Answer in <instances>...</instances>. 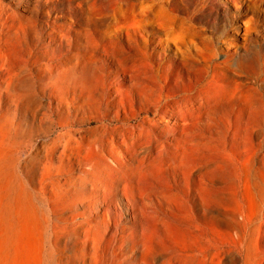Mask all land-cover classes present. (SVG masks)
<instances>
[{"label":"rangeland","instance_id":"1","mask_svg":"<svg viewBox=\"0 0 264 264\" xmlns=\"http://www.w3.org/2000/svg\"><path fill=\"white\" fill-rule=\"evenodd\" d=\"M2 1L28 17L27 10L36 3ZM68 2L61 0L58 7ZM249 4L240 2L241 11H236L228 0H172L165 5L168 13L161 23H176L175 36L165 37V27L159 29V22L152 20L145 34L147 48L139 47L143 54H125L118 70L113 59L127 51L125 40L119 47L109 44V56L104 61L101 57L100 45L108 40L112 25L81 28L69 41L47 42L48 26L65 23L53 10L51 18L35 17L41 35L29 34L18 44L16 38L14 45L11 38L10 56L0 45V140L5 148L0 174L4 183L10 182L12 197L19 192L29 196L48 252L43 264H264V147L254 143L264 136V17ZM47 8L42 5L41 10ZM74 16L85 26L83 15ZM183 51L190 57L183 58ZM117 90L126 97L125 112L117 104ZM152 120L186 124L183 133L193 143L185 160L157 151L156 140L141 127ZM208 122L212 128H205ZM157 134L163 140L169 137L168 132ZM144 145L148 147L140 149ZM150 149L155 158L138 167L134 156ZM117 152L127 155L130 163L113 171L100 154L110 160ZM119 170L133 177L126 180L131 205L120 195L123 182L115 183L111 189L119 195L121 208L111 204L104 210L103 200L96 199L105 194L103 189L94 192L92 187L107 175L118 177ZM96 210L104 223L85 226ZM30 264L36 263L32 259Z\"/></svg>","mask_w":264,"mask_h":264},{"label":"bare ground","instance_id":"2","mask_svg":"<svg viewBox=\"0 0 264 264\" xmlns=\"http://www.w3.org/2000/svg\"><path fill=\"white\" fill-rule=\"evenodd\" d=\"M61 0H35V4L32 5L29 10H27L28 13H30V16H26V15H19L14 7L11 6H7L6 4L3 3L2 0H0V10H2L3 12L0 13V45L2 44L4 47L6 46V49H2L5 54V56H10V52L9 50V44L11 43V38H14L13 40H15V42H13V45L16 44V38H17V44L19 43V39L21 38H27V36L29 34H35V35H41L38 27H37V22L35 20L36 16H44V17H48L51 18L52 15L50 14L51 11H56L59 13V19H63L64 20V24L63 25H57L55 28H52L50 26H48V30H46V33L51 35V38L47 41V42H55L56 40H61L64 41L65 39H67V41H69L68 39L71 38L72 36L76 35L77 33H79L81 30V28H85V30L90 29L92 26L93 27H100V28H107L109 29V26L112 25V27L114 28L112 33L109 35L108 34V40L106 41V43L102 42V44L100 45V49L103 52L101 54V57L103 58L102 60L104 61L108 56H109V47L111 43L115 44L116 46L119 47V45L122 43V39L125 40V42L128 45V49L127 51H125L122 53V51L119 50V53H122V58L119 57V55H116L115 58L113 59V61L116 64V69H121V61L122 59H125L127 56H125V54H129L131 55L135 50L139 51L140 53H142V50H140V44H145L142 45L144 46V48L146 49V40H145V34L147 32L146 29H148V27H152V25L150 24V22L153 20L154 23H157V21L159 23L158 27L163 28L165 27V37H174L175 36V25L171 24V25H162L161 23V18L163 17L164 14L168 13V10H166V4H170L172 2V0H69V2L65 5V4H61L62 7H58V4L60 3ZM133 1V2H131ZM230 1L233 6L235 7V10L241 11V6H240V2L242 1H246V0H228ZM15 4L17 3L16 1L14 2ZM17 5V4H16ZM42 5H46L48 8L44 11L41 10ZM174 5V4H173ZM175 6V5H174ZM173 6V7H174ZM166 8V9H165ZM249 8L252 9V11H254L255 13L260 14L262 17H264V0H250V4H249ZM172 12V11H171ZM68 13L69 14V18H67V16H65V14ZM74 13H79L81 15H83L84 17V21H85V26L81 25L79 23H77V19L74 16ZM172 14V13H171ZM175 14V13H174ZM167 15V14H166ZM180 16V15H179ZM165 18V17H164ZM174 19L176 22H180L181 24H186L184 23V19L180 20V18L178 16H174ZM187 19V18H186ZM190 21V19H188ZM174 21V20H173ZM188 21V22H189ZM43 23V22H42ZM48 23V22H47ZM62 24V23H61ZM190 24V23H189ZM39 25V24H38ZM79 25V28H75L76 26ZM42 28V27H41ZM52 28V29H51ZM94 29V28H93ZM250 27H246L245 29V34H247L249 32ZM62 30L65 31V33H62ZM63 31V32H64ZM96 31V30H95ZM107 31V30H106ZM105 31V33H106ZM82 32V31H81ZM45 33V32H44ZM89 33V32H88ZM104 33V34H105ZM73 34V35H72ZM91 34V33H90ZM102 34V32H101ZM81 35V33H80ZM87 35V33H86ZM92 35V34H91ZM90 35V36H91ZM177 35V33H176ZM161 36L160 34L158 35V37ZM36 37V36H35ZM47 37V36H46ZM157 37V36H156ZM162 37V36H161ZM29 38V37H28ZM38 38V37H37ZM89 38V37H88ZM102 38V37H101ZM5 39V40H3ZM35 39V38H34ZM73 39V38H72ZM170 39V38H169ZM176 39V38H175ZM42 40V39H41ZM45 40V39H44ZM98 40H100L98 38ZM97 40V41H98ZM30 41V40H29ZM71 41V40H70ZM74 41V40H73ZM160 41L162 42V39H160ZM24 42V41H23ZM37 42V41H36ZM41 42V41H40ZM44 42V41H43ZM42 42V43H43ZM108 42V43H107ZM22 43V42H21ZM62 43V42H60ZM67 43V42H66ZM97 43V42H94ZM24 44V43H22ZM89 44V43H88ZM9 45V46H8ZM45 45V42H44ZM52 45V44H51ZM50 45V46H51ZM68 45V43H67ZM76 45V44H75ZM114 45V46H115ZM9 48H8V47ZM26 46V45H25ZM32 46V45H31ZM92 46V45H91ZM24 47V46H22ZM29 47V46H28ZM34 47V46H33ZM84 47V46H83ZM117 47V48H118ZM31 48V47H30ZM92 48V47H91ZM98 48V47H96ZM149 48V47H148ZM8 49V50H7ZM16 49V48H15ZM21 49V48H20ZM19 49V50H20ZM39 49V48H38ZM69 49V48H68ZM83 49V48H82ZM112 49V47L110 48ZM184 49V48H183ZM27 50V49H26ZM34 50V49H33ZM43 50V49H42ZM46 50V49H45ZM14 51V50H13ZM12 51V52H13ZM17 51V50H16ZM23 51V50H22ZM69 51V50H68ZM86 51V50H85ZM181 51V50H180ZM188 51V50H187ZM89 52V51H88ZM14 53V52H13ZM29 53V52H28ZM34 53V52H33ZM39 53V52H38ZM43 53V51H42ZM67 53V52H66ZM96 53V52H95ZM201 53V52H200ZM1 54V53H0ZM3 54V55H4ZM15 54V53H14ZM20 54V52H19ZM44 54V53H43ZM143 54V53H142ZM146 54V53H145ZM149 54V53H147ZM182 57L186 58V57H190V55H187L186 51L181 52ZM2 55V54H1ZM2 55V56H3ZM91 55V54H90ZM94 55V54H93ZM121 55V54H120ZM140 55V54H137ZM5 56L3 57V60L7 59L5 58ZM18 57V55H16ZM88 55H86L87 57ZM147 56V55H146ZM186 56V57H185ZM39 57V56H38ZM52 57V56H51ZM73 57H76L73 56ZM140 57V56H139ZM1 58V57H0ZM10 58V57H9ZM67 58V57H66ZM91 58V57H90ZM136 58V57H135ZM134 58V59H135ZM143 58V57H142ZM11 59V58H10ZM9 59V60H10ZM23 59V56H22ZM26 59V58H25ZM40 59V57H39ZM86 59V58H85ZM130 59V58H129ZM132 59V58H131ZM130 59V60H131ZM2 60V58L0 59ZM8 60V59H7ZM17 60V59H15ZM75 60V59H74ZM73 60V61H74ZM93 60V59H92ZM96 60V59H95ZM129 60V61H130ZM141 60V59H140ZM256 60V59H255ZM21 61V60H20ZM26 61V60H25ZM41 61V60H39ZM50 62V60H48ZM53 61V60H51ZM81 61V60H80ZM85 61V60H83ZM87 61V59H86ZM90 61V60H89ZM100 61V60H99ZM126 61V60H125ZM136 62V60H134ZM132 61V62H134ZM142 61V60H141ZM185 61V60H184ZM9 61H7L8 63ZM12 62V60H11ZM10 62V63H11ZM22 62H24L22 60ZM67 62V61H66ZM93 62V61H92ZM98 62V60H97ZM186 62V61H185ZM9 63V65H10ZM19 63V61H18ZM72 63V62H71ZM89 63V62H88ZM88 63H86V65H88ZM96 63V62H95ZM104 63V62H103ZM125 63V62H124ZM129 63V62H128ZM131 63V62H130ZM183 63V62H182ZM187 63V62H186ZM4 64V62H3ZM15 64V63H14ZM68 64V63H67ZM78 64V63H77ZM76 64V65H77ZM107 64V63H106ZM2 65V64H0ZM8 65V67H9ZM16 65V64H15ZM45 65V64H44ZM54 65V64H53ZM70 65V64H68ZM79 65V64H78ZM188 65V63H187ZM47 66V65H46ZM59 66V65H58ZM94 66V65H92ZM95 66H97V64H95ZM60 67V66H59ZM99 67V66H97ZM96 67V68H97ZM48 68V67H47ZM54 68V67H53ZM56 68V67H55ZM67 68V67H66ZM86 68V67H85ZM93 68V67H92ZM105 68H107L105 66ZM131 68V67H129ZM134 68V67H133ZM3 69V67H2ZM32 69V68H31ZM74 69V68H73ZM98 69V68H97ZM127 69V68H126ZM58 70V69H56ZM61 70V68H60ZM99 70V69H98ZM108 70V69H106ZM128 70V69H127ZM3 71V70H1ZM37 71V70H36ZM53 71V70H52ZM95 71V70H94ZM93 71V72H94ZM131 71V70H130ZM6 72V71H5ZM9 72H11L9 70ZM19 72V71H18ZM24 72V71H23ZM31 72V70H30ZM97 72V71H95ZM124 72V71H123ZM132 72V71H131ZM144 72V71H143ZM15 73V72H14ZM3 74V73H2ZM1 74V75H2ZM34 74V73H33ZM115 74V73H114ZM121 73L119 72V76ZM130 79H133V75L129 72L127 73ZM144 74V73H142ZM149 74V73H148ZM153 74V73H152ZM9 75V74H8ZM11 75V74H10ZM15 75V74H14ZM29 75V74H28ZM36 75V74H35ZM34 75V76H35ZM96 75V73H95ZM98 75V74H97ZM131 75V76H130ZM136 75V74H135ZM150 75V74H149ZM5 76V74H4ZM18 76V75H17ZM101 76V75H100ZM124 76V75H123ZM144 76V75H143ZM151 76V75H150ZM1 77V76H0ZM13 77V76H12ZM16 77V75H15ZM137 77V76H135ZM153 78V76H151ZM4 78V77H3ZM21 78V77H20ZM35 78V77H34ZM96 78V76L94 77ZM100 78V77H99ZM128 78V79H129ZM140 78V77H139ZM5 79V78H4ZM10 79V78H9ZM12 79V78H11ZM17 79V77L15 78ZM97 79V78H96ZM158 80V79H156ZM11 81V80H10ZM10 81L8 83H10ZM14 81V79L12 80ZM16 81V80H15ZM21 81V80H20ZM23 81V80H22ZM98 81V80H97ZM103 81V80H102ZM142 81V80H141ZM18 82V81H17ZM17 82H15L17 84ZM92 82H94L92 80ZM91 82V83H92ZM99 82V81H98ZM123 82V81H121ZM138 82V81H137ZM162 82V81H161ZM161 82L159 84H161ZM132 83V82H131ZM139 83V82H138ZM30 84V83H29ZM104 84V83H103ZM140 84V83H139ZM158 84V83H157ZM167 84V83H166ZM22 85V82L20 84V87ZM133 85V84H131ZM155 85V84H154ZM15 86V85H14ZM99 86V85H98ZM103 86H106L105 84ZM137 86V85H136ZM157 86V85H156ZM159 86V85H158ZM168 86V85H167ZM166 86V87H167ZM12 87V84H11ZM122 87V85L120 86ZM143 87V86H142ZM151 87V86H150ZM160 88L162 87L159 86ZM14 89V87H12ZM27 88V87H26ZM95 88V86H94ZM97 88V86H96ZM113 88V87H112ZM152 88V87H151ZM156 88V87H155ZM20 89V88H19ZM110 89V88H109ZM129 89V88H128ZM153 89V88H152ZM198 89H202V88H198ZM157 90V89H156ZM162 90V88H161ZM21 92H24L23 90H20ZM25 91H27L25 89ZM30 90H28L27 92H29ZM104 91V89H103ZM120 90L116 91V94L118 95L117 100V104L119 106L123 107V111L125 112V99L126 97L124 96V93L119 92ZM124 91V90H123ZM145 91V90H144ZM159 91V90H158ZM200 91V90H199ZM245 91V90H244ZM17 92V91H16ZM26 92V93H27ZM31 91L28 94H30ZM91 93V92H90ZM133 93V92H132ZM167 93V92H166ZM18 94V93H17ZM25 94V93H24ZM33 94V93H32ZM25 95V96H27ZM103 95V94H102ZM107 95V94H106ZM162 95V94H161ZM166 95V94H165ZM171 95V94H169ZM187 95V94H185ZM174 96V95H173ZM19 97V96H18ZM175 97V96H174ZM200 97V96H199ZM167 98V97H166ZM169 98V96H168ZM171 98V97H170ZM180 98V97H179ZM16 99V98H15ZM20 99V98H18ZM27 99V98H26ZM99 99V98H98ZM130 99V98H129ZM198 100V97L196 98ZM21 100H22V96H21ZM20 100V101H21ZM192 100V99H191ZM214 99H211V101ZM97 101V100H96ZM181 101V99H180ZM194 101V100H193ZM192 101V102H193ZM196 101V100H195ZM205 101V100H204ZM210 101V100H209ZM262 101V100H261ZM19 102V101H18ZM106 102V101H105ZM197 102V101H196ZM208 102V101H206ZM264 102V101H263ZM17 103V102H16ZM99 103V102H98ZM168 103V102H167ZM187 103V102H186ZM189 103V102H188ZM205 103V102H204ZM210 103V102H209ZM156 104V103H155ZM165 104V103H164ZM163 104V105H164ZM100 105V104H99ZM152 105V104H151ZM170 105V104H169ZM172 105V104H171ZM170 105V106H171ZM177 105V104H176ZM182 105V103H181ZM198 105V104H197ZM206 105V103H205ZM209 105V104H208ZM207 105V106H208ZM86 106V105H85ZM127 106V105H126ZM162 106V105H161ZM201 106V105H200ZM95 107V106H94ZM179 107H181L179 105ZM186 107V106H185ZM183 106V108H185ZM192 107V106H191ZM103 108V107H102ZM132 108V107H131ZM146 108V107H145ZM164 108V107H162ZM167 108V107H166ZM174 108V107H173ZM193 108V107H192ZM191 108V110H192ZM196 108V107H195ZM199 108V107H198ZM161 109V108H160ZM179 109V108H178ZM200 109V108H199ZM52 110V109H51ZM127 110V108H126ZM171 110V109H170ZM175 110V109H173ZM172 110V111H173ZM177 110V108H176ZM166 111V110H164ZM180 111V110H178ZM177 111V112H178ZM186 111V110H185ZM145 112V111H144ZM167 112V111H166ZM208 112V111H207ZM264 112V111H262ZM102 113V112H101ZM159 113V112H158ZM165 113V112H164ZM172 113V112H171ZM181 116L182 114L184 115L185 112H180ZM187 113V112H186ZM194 112H192L193 115ZM137 114V113H136ZM145 114V113H144ZM163 114V113H162ZM173 114V113H172ZM86 115V114H85ZM121 115V114H120ZM142 115V114H141ZM160 115V114H159ZM176 115V114H175ZM186 115V114H185ZM188 115V114H187ZM149 116V115H148ZM147 116V117H148ZM158 116V114H157ZM190 116V114H189ZM50 117V116H49ZM73 117V116H72ZM146 117V116H145ZM161 117V116H160ZM171 117V116H170ZM177 117V116H176ZM185 119L186 117L183 116ZM89 118V117H88ZM101 118V117H100ZM157 118V117H156ZM159 118V117H158ZM167 118V117H166ZM173 118V117H172ZM181 118V117H180ZM188 118V117H187ZM193 118V117H191ZM130 119V118H129ZM139 119V118H138ZM143 119V118H142ZM141 119V120H142ZM153 119V118H152ZM155 119V118H154ZM163 119V118H162ZM177 119V118H176ZM183 119V118H181ZM52 120V119H51ZM106 120V119H105ZM140 120V119H139ZM140 120V121H141ZM145 120V119H144ZM158 120V119H157ZM104 121V120H103ZM161 121V119H160ZM52 122V121H51ZM60 122V121H59ZM136 122V121H135ZM121 123V122H120ZM127 123V122H126ZM159 122H156V120H152L150 123L144 121L143 122V127L147 132L148 135L151 136V138H153L154 140H156L157 145H158V152H164L165 154H167L169 157L176 159V160H185L188 156H189V149L193 143V141L191 142V140L189 139L188 135L186 133H183V130L186 127V124L179 123L177 122V120L175 122H169V121H162L161 124H158ZM64 124V123H63ZM99 124V123H98ZM111 124V123H110ZM215 124V123H214ZM106 125V124H105ZM108 125V124H107ZM106 125V126H107ZM145 125H149L148 128L145 127ZM205 128L207 127H213V123L208 122L206 125H204ZM60 127V126H59ZM84 127V126H83ZM104 127V125H103ZM102 127V128H103ZM76 128V127H75ZM79 128V126H78ZM87 128V126H86ZM99 128V127H98ZM111 128V127H110ZM82 129V127H81ZM84 129V128H83ZM82 129V130H83ZM104 129V128H103ZM215 129V128H214ZM255 129V128H253ZM259 129V128H258ZM261 129V128H260ZM1 130V128H0ZM78 130V129H77ZM111 130V129H110ZM116 130V129H115ZM128 130V129H127ZM136 130V129H135ZM257 130V129H256ZM79 131V130H78ZM100 131V130H99ZM103 131V130H102ZM113 130H111L112 132ZM134 131V129H133ZM137 131V130H136ZM157 131H162V132H168L167 136L169 135L168 138H165V140L162 139L161 136H159L157 134ZM258 131V130H257ZM260 131V130H259ZM258 131V132H259ZM60 132V131H59ZM82 132V131H81ZM80 132V133H81ZM123 132V131H122ZM121 132V133H122ZM145 132V131H144ZM197 132V131H196ZM89 133V132H87ZM124 133V132H123ZM143 133V131H142ZM190 133V132H189ZM195 133V132H194ZM261 133V132H260ZM264 133V132H263ZM1 134V133H0ZM91 134V133H90ZM191 134V133H190ZM81 135V134H80ZM88 135V134H87ZM96 135V134H95ZM109 135V134H108ZM107 135V136H108ZM113 135V134H112ZM131 135V134H130ZM133 135V134H132ZM197 135V134H196ZM199 135V134H198ZM136 136V134H135ZM142 136V134H141ZM212 136V135H211ZM96 137V136H94ZM127 137V135H126ZM138 137V136H137ZM210 137V136H208ZM213 137V136H212ZM100 138V137H99ZM110 139V137H108ZM125 138V137H124ZM211 138V137H210ZM131 139V138H130ZM145 139V138H144ZM217 139V136H216ZM136 140V139H135ZM150 141V139H147ZM208 139H205V141ZM215 140V139H214ZM112 141V140H111ZM129 141V140H128ZM200 141V140H199ZM218 141V140H217ZM127 142V141H125ZM226 142V141H225ZM109 143L110 140H109ZM121 143V142H120ZM134 143V142H133ZM147 143V142H146ZM152 143V141H151ZM195 143H199L196 139H195ZM202 143V142H201ZM256 147H264V136L257 142H254ZM114 144V142H113ZM112 144V145H113ZM123 144V143H122ZM128 144V142H127ZM132 144V143H131ZM143 144V143H142ZM56 145V144H55ZM111 145V144H110ZM136 145V144H135ZM197 145V144H196ZM252 145V144H251ZM115 148L117 147L114 144ZM152 146V145H151ZM55 147V146H54ZM113 147V146H112ZM138 147V146H137ZM148 146L144 145L142 147H140V149H146ZM114 148V149H115ZM131 148V147H130ZM117 149V148H116ZM257 149V148H256ZM40 150V149H39ZM151 150V149H150ZM147 150V151H143L137 154L136 160L134 161L135 164L139 166H143L147 161H149L150 159H154L155 158V153L151 150ZM261 150V149H260ZM263 150V149H262ZM122 151V150H121ZM125 151V149H124ZM254 151V150H253ZM5 152V148L3 146L2 141L0 140V158L3 157V153ZM41 152V151H40ZM55 152V151H54ZM103 152V151H102ZM101 152V153H102ZM123 152V151H122ZM262 152V151H261ZM260 153V152H259ZM105 154V152H104ZM199 154V153H198ZM201 154V153H200ZM101 158L102 160H104L106 163H108L111 166V169H117V167L122 168L123 170L126 169L130 163V160H128V156L125 155L124 153L121 152H117L114 154V157H112V159H108L106 157H104L102 154ZM107 155V154H106ZM159 156V155H158ZM194 156H197L196 154ZM203 156V154H202ZM111 158V156H109ZM41 159V158H40ZM130 159V158H129ZM172 159V160H173ZM34 160V158H33ZM133 161V160H132ZM168 161V160H167ZM39 162V161H38ZM43 162V161H42ZM32 163V162H31ZM30 163V164H31ZM148 163V162H147ZM197 164V163H196ZM40 165V164H37ZM108 165V167H109ZM44 166V164H43ZM99 166V165H98ZM92 166L90 165L89 168H91ZM34 168V167H33ZM37 168V166H36ZM137 168V167H136ZM199 168V167H197ZM110 169V168H108ZM82 170V169H81ZM198 170V169H197ZM203 171V169H201ZM38 170H36L37 172ZM114 171V170H113ZM112 171V172H113ZM122 171V170H121ZM120 170L118 171V177H108V175L106 176V180L103 179H97L95 181L96 186L93 188L92 190L94 192L99 191L100 189L104 191V195L97 197L96 199L98 201H102L103 203L106 205L105 208H102L104 210H107V206L113 204V206H118L120 207V203L118 202L117 196H119L118 194H114V190L111 189V185L112 184H117V183H121L123 182V187L121 189L122 193L120 195H124L126 197V199L128 200V204L131 205V194L128 192L127 189V181L128 180H132L133 177L131 176L130 172H125V174H123ZM126 171V170H125ZM101 172V171H100ZM103 172V171H102ZM110 172V171H109ZM116 172V170H115ZM35 173V172H34ZM117 173V172H116ZM198 173V172H197ZM106 175V174H104ZM36 176V175H35ZM110 176V175H109ZM3 175L0 174V264H30L31 260L33 259L35 261L36 264H43L46 256H48V252H46V249L43 248V239H42V234L40 231V227H39V221L37 220L36 217V213L31 205V202L29 200V196L27 197L25 195V193L23 192H19L16 194L15 197H12V186L10 184V182H5L2 181ZM35 177H33L32 179H34ZM43 180V179H42ZM127 180V181H126ZM40 181V180H39ZM31 182H33L31 180ZM38 183V182H37ZM32 184V183H31ZM40 184V183H39ZM28 185V184H27ZM31 187V186H30ZM33 189V188H32ZM40 189V188H39ZM113 190V191H112ZM153 190V189H152ZM166 190V189H164ZM163 190V191H164ZM172 190V189H171ZM86 191V190H85ZM215 191V190H214ZM172 192H175L174 190H172ZM217 192V191H216ZM84 193V192H83ZM163 193V192H160ZM81 194V193H80ZM69 195V194H68ZM67 197V196H66ZM143 197V196H142ZM32 198V197H31ZM158 198V197H157ZM47 199V198H46ZM51 199V198H49ZM160 199V198H159ZM151 200V199H150ZM65 201V200H64ZM69 201V200H68ZM165 201V200H164ZM36 202V201H35ZM51 203H53L52 201H50ZM49 202V203H50ZM66 202V201H65ZM151 202V201H150ZM154 202V201H153ZM67 203V202H66ZM35 204V203H34ZM103 204V205H104ZM150 204V203H149ZM38 206V205H37ZM53 206V204L51 205ZM48 207V206H47ZM50 207V206H49ZM41 209V208H40ZM50 209V208H49ZM110 209V208H109ZM51 210V209H50ZM76 210V209H75ZM45 211V210H44ZM73 211V210H71ZM124 212V211H123ZM40 213V212H39ZM101 213V212H100ZM100 213L96 210L95 213V218L91 221H86L84 223L85 226L90 227V228H97L100 226V224L103 222L104 220H102L100 218ZM67 214V213H66ZM18 217V220L15 221L13 219V216ZM109 215V214H108ZM62 216V215H60ZM53 216H51L52 218ZM178 217V216H177ZM49 218H50V214H49ZM55 218V217H53ZM52 218V219H53ZM68 218V217H67ZM89 218V217H87ZM110 218V217H109ZM83 219V218H82ZM81 219V220H82ZM49 220V219H48ZM64 220V219H63ZM80 220V221H81ZM85 220V219H84ZM83 220V221H84ZM79 221V220H78ZM166 221V220H165ZM168 221V220H167ZM66 222V221H64ZM68 222V221H67ZM169 222V221H168ZM51 223V222H50ZM73 223V221H72ZM82 223V222H81ZM230 223V222H229ZM66 225V223H64ZM63 225V224H62ZM68 225V224H67ZM75 225V224H74ZM79 225V223H78ZM232 225V224H231ZM230 225V226H231ZM237 225V224H236ZM54 226V225H53ZM72 226V225H71ZM69 227V226H68ZM61 228V227H60ZM75 229V226L73 227ZM79 228V227H78ZM51 229V228H50ZM53 229V228H52ZM77 229V228H76ZM75 229V230H76ZM83 228H81L82 230ZM65 230V229H63ZM70 230V229H69ZM73 231V229H71ZM78 231L80 229H77ZM51 231V230H50ZM49 231V232H50ZM59 231V229L57 230ZM83 231V230H82ZM55 233V232H54ZM48 234V232H47ZM56 234V233H55ZM65 234V233H64ZM58 235V234H57ZM61 235V234H60ZM63 235V234H62ZM48 236V235H47ZM47 236L45 235V237L47 238ZM52 236V235H51ZM70 236V235H69ZM58 237V236H57ZM45 238V239H46ZM54 238V237H53ZM49 239V238H47ZM55 240V239H54ZM46 241V240H44ZM53 241V240H52ZM49 242V241H48ZM51 242V241H50ZM54 244V243H53ZM46 245V244H45ZM47 248V247H46ZM55 251V250H54ZM57 251V250H56ZM57 253V252H56ZM53 255V254H52ZM59 256H62L60 254H58ZM65 255V254H64ZM53 258V256H52ZM97 259V258H96ZM100 260V259H99ZM53 262V259H52ZM51 262V263H52ZM55 263V262H54ZM57 263V262H56ZM91 263V262H90Z\"/></svg>","mask_w":264,"mask_h":264}]
</instances>
